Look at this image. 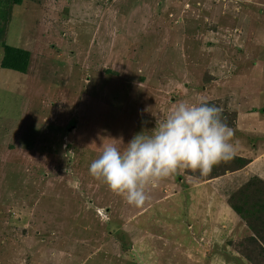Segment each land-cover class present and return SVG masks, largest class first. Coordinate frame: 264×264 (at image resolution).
I'll return each mask as SVG.
<instances>
[{
	"label": "rangeland",
	"instance_id": "374dc122",
	"mask_svg": "<svg viewBox=\"0 0 264 264\" xmlns=\"http://www.w3.org/2000/svg\"><path fill=\"white\" fill-rule=\"evenodd\" d=\"M10 1L0 62L30 59L0 65V264H264V0ZM199 100L251 167L178 170L141 207L89 174Z\"/></svg>",
	"mask_w": 264,
	"mask_h": 264
},
{
	"label": "clouds",
	"instance_id": "9594fccd",
	"mask_svg": "<svg viewBox=\"0 0 264 264\" xmlns=\"http://www.w3.org/2000/svg\"><path fill=\"white\" fill-rule=\"evenodd\" d=\"M222 113V107L203 100L181 101L163 121L157 118L149 135L136 134L127 144H105L89 174L130 206L141 207L149 199L148 189L178 170L207 176L214 166L234 158V131Z\"/></svg>",
	"mask_w": 264,
	"mask_h": 264
},
{
	"label": "trees",
	"instance_id": "16d2710c",
	"mask_svg": "<svg viewBox=\"0 0 264 264\" xmlns=\"http://www.w3.org/2000/svg\"><path fill=\"white\" fill-rule=\"evenodd\" d=\"M21 3V0H11V5H19ZM2 49H3V57L0 62V65L4 69H10L12 71H16L18 73L24 74L27 70V66L30 59V54L27 51L13 48L11 46L6 45L4 42L1 43ZM235 158V157H234ZM237 163L242 167L246 160L240 157L235 158ZM259 180V179H258ZM261 181V180H260ZM264 185V182H263ZM256 191H258L256 189ZM256 193H261L260 191ZM262 196H264L263 193H261ZM237 211L239 209L235 207Z\"/></svg>",
	"mask_w": 264,
	"mask_h": 264
},
{
	"label": "crops",
	"instance_id": "0c3cea01",
	"mask_svg": "<svg viewBox=\"0 0 264 264\" xmlns=\"http://www.w3.org/2000/svg\"><path fill=\"white\" fill-rule=\"evenodd\" d=\"M233 129V128H232ZM234 131H238V129H233ZM235 133V135H236V133L237 132H234ZM234 137H236V136H234ZM235 145V144H234ZM235 146H237V145H235ZM256 148H254V150H255ZM253 153V152H252ZM235 156H237V157H240V158H243V159H245L246 161H248L247 162V164L248 163H250L247 167H251V165H253V161L255 160V159H250L249 157H247L245 154H243V152H240V154H237L236 153V155Z\"/></svg>",
	"mask_w": 264,
	"mask_h": 264
}]
</instances>
